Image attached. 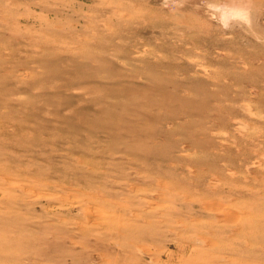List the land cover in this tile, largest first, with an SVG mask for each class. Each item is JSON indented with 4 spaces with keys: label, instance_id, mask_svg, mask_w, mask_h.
Segmentation results:
<instances>
[{
    "label": "rangeland",
    "instance_id": "rangeland-1",
    "mask_svg": "<svg viewBox=\"0 0 264 264\" xmlns=\"http://www.w3.org/2000/svg\"><path fill=\"white\" fill-rule=\"evenodd\" d=\"M0 264H264V0H0Z\"/></svg>",
    "mask_w": 264,
    "mask_h": 264
}]
</instances>
